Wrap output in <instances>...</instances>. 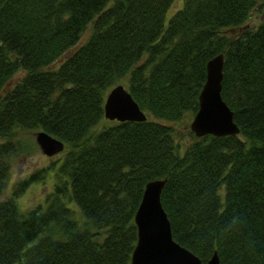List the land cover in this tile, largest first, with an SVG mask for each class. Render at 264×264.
Segmentation results:
<instances>
[{
	"label": "trees",
	"instance_id": "obj_1",
	"mask_svg": "<svg viewBox=\"0 0 264 264\" xmlns=\"http://www.w3.org/2000/svg\"><path fill=\"white\" fill-rule=\"evenodd\" d=\"M173 1L0 0V264H129L145 183L164 177L176 241L204 262L216 251L220 264H264V0H183L166 21ZM220 52L239 132L187 128L183 145L177 122ZM119 83L146 119L105 118ZM38 130L65 152L1 197L15 158L36 148L21 133ZM52 167L44 206L21 208Z\"/></svg>",
	"mask_w": 264,
	"mask_h": 264
},
{
	"label": "water",
	"instance_id": "obj_2",
	"mask_svg": "<svg viewBox=\"0 0 264 264\" xmlns=\"http://www.w3.org/2000/svg\"><path fill=\"white\" fill-rule=\"evenodd\" d=\"M222 80L223 53L220 52L206 63L205 80L198 94V108L189 123L196 136L239 132L233 110L221 95ZM103 109L105 118L110 120L146 119V114L122 83L109 89ZM35 140L47 155L64 148L62 140L44 130L35 132ZM165 181L164 177L145 183L134 214L137 239L129 264H220L216 251L203 262L197 254L173 238L170 221L160 199Z\"/></svg>",
	"mask_w": 264,
	"mask_h": 264
},
{
	"label": "rangeland",
	"instance_id": "obj_3",
	"mask_svg": "<svg viewBox=\"0 0 264 264\" xmlns=\"http://www.w3.org/2000/svg\"><path fill=\"white\" fill-rule=\"evenodd\" d=\"M183 0H174L171 6L166 11L165 19L168 21V18L170 15L182 5ZM259 20H261V13L254 11L252 17L248 21L250 25H253L257 23ZM88 31V30H87ZM87 31H85L82 35V38H85L87 35ZM236 29L231 32L234 33ZM190 119L186 122L184 120L177 122V126L180 128V131L182 130V136H179V140L184 145L189 140H191L190 134L187 132V128L189 127ZM20 139L24 142H34L36 148H34L33 152L30 153H21L18 155L15 160L13 161V170L9 177V181L7 183V186L4 188L1 197L5 196L9 193L10 187L14 180L23 177L28 172H30L33 169L48 165L53 160L61 157L63 153L66 150V147H64L62 150L58 152H54L50 155H47L43 153L36 143L35 140V131H26L24 133H21ZM54 173V167L50 168L47 171L46 177H44L41 180H34L30 182L26 188L19 194V196L16 198V201L18 205L21 208H30L32 206H36L37 204L41 203L44 206L43 200L45 198L46 193L52 188L53 185V178L51 175Z\"/></svg>",
	"mask_w": 264,
	"mask_h": 264
}]
</instances>
